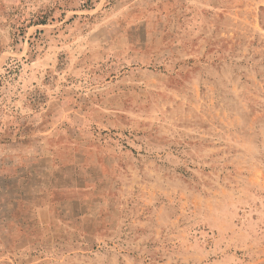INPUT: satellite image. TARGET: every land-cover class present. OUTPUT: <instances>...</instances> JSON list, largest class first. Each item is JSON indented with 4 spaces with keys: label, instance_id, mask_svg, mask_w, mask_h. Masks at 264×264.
Masks as SVG:
<instances>
[{
    "label": "rangeland",
    "instance_id": "obj_1",
    "mask_svg": "<svg viewBox=\"0 0 264 264\" xmlns=\"http://www.w3.org/2000/svg\"><path fill=\"white\" fill-rule=\"evenodd\" d=\"M0 264H264V0H0Z\"/></svg>",
    "mask_w": 264,
    "mask_h": 264
}]
</instances>
